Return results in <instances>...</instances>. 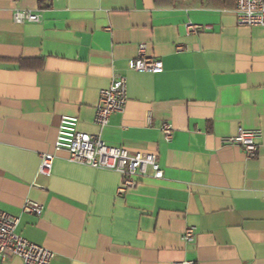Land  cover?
Returning <instances> with one entry per match:
<instances>
[{
    "label": "crops",
    "instance_id": "crops-1",
    "mask_svg": "<svg viewBox=\"0 0 264 264\" xmlns=\"http://www.w3.org/2000/svg\"><path fill=\"white\" fill-rule=\"evenodd\" d=\"M234 7L0 0V211L19 218L16 234L47 249L50 264H264V30L238 26ZM15 11L40 22L16 24ZM187 23L198 34H186ZM139 45L159 72L131 69ZM115 76L126 80V104L99 129L98 95ZM64 116L107 146L155 154L163 178L148 170L118 194L119 174L64 153L48 177L37 175ZM239 130L259 133L254 158L223 144ZM26 201L42 213H22Z\"/></svg>",
    "mask_w": 264,
    "mask_h": 264
},
{
    "label": "built area",
    "instance_id": "built-area-1",
    "mask_svg": "<svg viewBox=\"0 0 264 264\" xmlns=\"http://www.w3.org/2000/svg\"><path fill=\"white\" fill-rule=\"evenodd\" d=\"M234 15L240 27L261 28L264 30V0H235ZM12 21L16 24L39 23L40 16L29 11H15ZM186 34L196 35L200 27L187 23ZM145 46L139 45L137 56L132 62L131 69L137 73L154 74L161 70L158 60L146 56ZM126 80L123 76H115L110 85L100 90L98 104L95 108L94 124L99 129L107 127L110 117L123 111L126 104ZM78 121L73 117L60 118L52 153L39 154L37 175L48 177L52 170L55 155L66 154L68 162L94 170H105L120 175L121 182L118 194L136 187L137 179L147 176L156 180L163 178L157 157L152 153H129L123 148L107 146L98 136H91L77 129ZM166 142L171 139L172 127L169 123H162L159 128ZM256 131L239 132L222 140L223 144L235 145L241 148L247 158H254L257 152ZM22 213L39 216L42 207L31 201H26ZM19 218L0 211V264H4L8 256L17 257L22 264H50L52 254L44 247L32 244L16 234ZM195 238L193 228H187L182 239L192 243ZM171 264H194L192 261L174 262Z\"/></svg>",
    "mask_w": 264,
    "mask_h": 264
}]
</instances>
